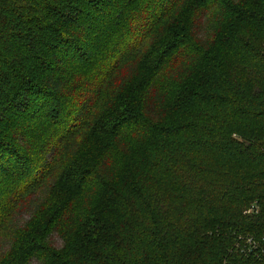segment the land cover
<instances>
[{
    "label": "trees",
    "instance_id": "obj_1",
    "mask_svg": "<svg viewBox=\"0 0 264 264\" xmlns=\"http://www.w3.org/2000/svg\"><path fill=\"white\" fill-rule=\"evenodd\" d=\"M11 227L0 264H264V0H0Z\"/></svg>",
    "mask_w": 264,
    "mask_h": 264
},
{
    "label": "rangeland",
    "instance_id": "obj_2",
    "mask_svg": "<svg viewBox=\"0 0 264 264\" xmlns=\"http://www.w3.org/2000/svg\"><path fill=\"white\" fill-rule=\"evenodd\" d=\"M33 205H34V201H31L29 206H26L25 209H23V213L22 215L15 220L16 224H21L23 223L24 220H27L30 216V213L33 210ZM252 207L250 210H248L249 212H251ZM13 228L11 227L7 232L4 233V235H2V237L0 238V257L6 252L8 251V249L11 247V243H12V237H13ZM53 241L52 244L55 246V244L60 247L63 245V241L54 233V235L51 236ZM250 239V238H249ZM250 243V242H249ZM256 243V242H255ZM252 243V244H255ZM56 246V247H57ZM241 250V249H240Z\"/></svg>",
    "mask_w": 264,
    "mask_h": 264
},
{
    "label": "built area",
    "instance_id": "obj_3",
    "mask_svg": "<svg viewBox=\"0 0 264 264\" xmlns=\"http://www.w3.org/2000/svg\"><path fill=\"white\" fill-rule=\"evenodd\" d=\"M248 242H250L251 244H252V243H255V242H254V240H253V239H251V238H250V239H248Z\"/></svg>",
    "mask_w": 264,
    "mask_h": 264
}]
</instances>
